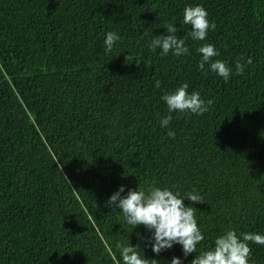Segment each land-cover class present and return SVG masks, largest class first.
<instances>
[{"label": "trees", "instance_id": "obj_1", "mask_svg": "<svg viewBox=\"0 0 264 264\" xmlns=\"http://www.w3.org/2000/svg\"><path fill=\"white\" fill-rule=\"evenodd\" d=\"M189 5L215 25L204 41L181 23ZM169 23L188 55L150 50ZM109 31L120 40L106 53ZM205 43L227 82L198 69ZM184 83L208 111L161 128V97ZM153 184L203 198L185 200L205 235L197 254L230 229L264 234V0H0V264H121L130 243L150 264H190L196 253L156 255L106 206L122 185ZM249 247L264 264V246Z\"/></svg>", "mask_w": 264, "mask_h": 264}, {"label": "clouds", "instance_id": "obj_2", "mask_svg": "<svg viewBox=\"0 0 264 264\" xmlns=\"http://www.w3.org/2000/svg\"><path fill=\"white\" fill-rule=\"evenodd\" d=\"M181 15V23L191 26L188 35L195 41L206 40L208 31L215 27L209 21L208 12L202 5L186 6ZM177 31L175 24L169 23L166 27V35L154 36L150 40V50L156 52L160 49L161 56H167L169 53L176 57L188 55L189 48L186 41L176 35ZM119 40L118 33L107 32L103 41L105 52L110 53ZM197 51L201 55L199 70L204 71L205 65L208 64L211 71L222 77L225 82L230 79L232 68L221 60L212 62V58L219 55L214 45L202 44ZM248 63L250 64L251 60H248ZM244 71L245 65L237 61L235 74L241 75ZM160 86L161 83L157 80L155 87L160 88ZM188 89V83H184L161 97L169 112L168 116L160 120L161 128L169 127L172 120L171 113L203 115L208 111L212 101H205L198 91L189 92ZM168 136L174 139L175 132L169 131ZM185 200L202 202L203 198L195 192L182 196L172 188L157 184L151 185L146 190L138 186L137 189H129L127 192L126 186L122 185L109 197L106 206L112 210H119L124 221L134 230L143 226L150 236L145 237L137 233V238L150 245L156 255L175 245L182 247L184 258L196 253L190 264H249V243L264 246V234L248 232L238 235L236 230L230 229L216 236L213 247L197 254L198 245L205 240V235L198 226L194 211L196 208L186 205ZM118 247L121 264H150V260L145 258L139 245L133 246L130 243L128 246ZM151 262L155 264L157 261L151 260ZM170 264H184V260L181 257H173Z\"/></svg>", "mask_w": 264, "mask_h": 264}]
</instances>
